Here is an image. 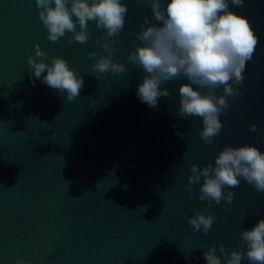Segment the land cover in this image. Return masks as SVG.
Segmentation results:
<instances>
[{
  "label": "water",
  "instance_id": "1",
  "mask_svg": "<svg viewBox=\"0 0 264 264\" xmlns=\"http://www.w3.org/2000/svg\"><path fill=\"white\" fill-rule=\"evenodd\" d=\"M122 2L125 28L110 39L120 41L113 62L127 70L99 74L91 72L99 57L88 53H107L95 43L104 30L94 22L85 44L68 43L71 33L51 42L35 0H0V264H207L203 252L212 246L217 255L221 244L229 254L246 252L240 232L264 219V193L241 179L224 189L235 193L231 204L213 201L207 210L217 217L208 234L195 232L188 219L207 215L198 199L203 178L187 191L190 167L214 165L224 147L264 152V0L230 4L259 43L212 145L197 135L201 118L178 115L183 77L161 85L171 97L155 108L138 99L144 73L128 62L131 41L145 17L158 22L149 3ZM37 44L48 53L45 63L63 57L83 77L73 101L39 80L33 85L27 59ZM253 124L258 131L249 130Z\"/></svg>",
  "mask_w": 264,
  "mask_h": 264
},
{
  "label": "clouds",
  "instance_id": "2",
  "mask_svg": "<svg viewBox=\"0 0 264 264\" xmlns=\"http://www.w3.org/2000/svg\"><path fill=\"white\" fill-rule=\"evenodd\" d=\"M141 2L150 4L152 16L158 24H150L145 17L140 31L131 41L135 48L129 53L128 62L144 73L137 97L150 108H155L161 97H171L161 85L183 77L188 83L179 87L178 115L201 118L203 127L197 135L205 145H212L224 127L220 116L230 107L228 98L240 96L246 64L252 61L259 43L249 20L230 10V4L243 7L245 0ZM35 4L51 42H58L66 33H71L68 43H87L91 36L89 22L104 30V40L98 38L95 43L107 56L94 51L88 53L90 60L99 57L91 66L92 73L120 74L127 70L124 64L113 62L112 54L120 41L110 39L125 28L129 10L122 0H35ZM47 59L48 53L41 50L39 44L34 45V56L27 59L30 77L35 78L33 85L39 80L60 93H66V99L73 101L84 86L83 77L71 69L63 57H53L50 64L44 62ZM220 89L222 94L218 95ZM249 130L256 132L258 128L253 124ZM189 172V194L194 191L192 186L200 184L203 178L198 199L207 202L206 211L211 209L213 201L216 205L221 201L231 204L235 193L229 190L225 195L224 189L239 187L241 179L257 193H264V152L255 146H226L216 156L214 165L210 163L198 168L193 164ZM109 174L115 175V172ZM216 220L211 211H207V215L196 212L188 219V224L195 232L202 230L207 235ZM240 240L246 246V252L233 250L229 254L221 244L218 246L220 255H217V246H212L203 252L204 260L207 264H241L246 257L249 264H264V219L251 230H242ZM185 258H189L188 254ZM17 264L27 262L21 258Z\"/></svg>",
  "mask_w": 264,
  "mask_h": 264
}]
</instances>
